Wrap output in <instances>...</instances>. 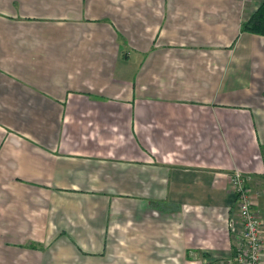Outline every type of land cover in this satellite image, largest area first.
<instances>
[{"label": "crops", "instance_id": "0c3cea01", "mask_svg": "<svg viewBox=\"0 0 264 264\" xmlns=\"http://www.w3.org/2000/svg\"><path fill=\"white\" fill-rule=\"evenodd\" d=\"M262 1L0 0V264H231V174L264 219Z\"/></svg>", "mask_w": 264, "mask_h": 264}, {"label": "built area", "instance_id": "2783aa9c", "mask_svg": "<svg viewBox=\"0 0 264 264\" xmlns=\"http://www.w3.org/2000/svg\"><path fill=\"white\" fill-rule=\"evenodd\" d=\"M235 195L230 232L236 235L231 264H264V219L254 210V195L242 173L230 175Z\"/></svg>", "mask_w": 264, "mask_h": 264}, {"label": "trees", "instance_id": "16d2710c", "mask_svg": "<svg viewBox=\"0 0 264 264\" xmlns=\"http://www.w3.org/2000/svg\"><path fill=\"white\" fill-rule=\"evenodd\" d=\"M241 32L264 37V0L257 10L241 24Z\"/></svg>", "mask_w": 264, "mask_h": 264}]
</instances>
